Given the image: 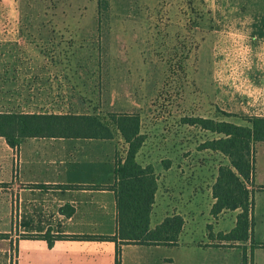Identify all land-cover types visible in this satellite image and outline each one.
<instances>
[{
    "label": "crops",
    "instance_id": "0c3cea01",
    "mask_svg": "<svg viewBox=\"0 0 264 264\" xmlns=\"http://www.w3.org/2000/svg\"><path fill=\"white\" fill-rule=\"evenodd\" d=\"M71 18L0 14V113L91 115L84 109L91 98L69 96L72 87L78 95L86 83L71 76L66 62L87 58L69 51L78 44L71 40L87 35L65 29ZM112 140L27 138L13 148L0 137V147L8 150V158L0 159V215L7 216L0 234L8 235L0 239V264H116L115 242L65 238L50 245L42 238L116 234L117 200L109 189L117 164ZM220 155L200 150L157 175L151 228L182 216L179 245H123L122 264H243L239 246L251 250V241L229 247L209 237V226L215 236L230 233L240 213L211 214L219 168L227 164ZM255 161L254 242L264 244V142L256 145ZM247 264H264V248L248 254Z\"/></svg>",
    "mask_w": 264,
    "mask_h": 264
},
{
    "label": "rangeland",
    "instance_id": "374dc122",
    "mask_svg": "<svg viewBox=\"0 0 264 264\" xmlns=\"http://www.w3.org/2000/svg\"><path fill=\"white\" fill-rule=\"evenodd\" d=\"M0 14L73 17L65 29L87 35L69 51L87 58L66 62L86 83L70 98H91L84 109L109 123L112 113L138 114L145 141L137 161L157 175L223 137L198 120L252 127L264 116V0H0ZM113 130L109 144L125 159L128 144Z\"/></svg>",
    "mask_w": 264,
    "mask_h": 264
},
{
    "label": "trees",
    "instance_id": "16d2710c",
    "mask_svg": "<svg viewBox=\"0 0 264 264\" xmlns=\"http://www.w3.org/2000/svg\"><path fill=\"white\" fill-rule=\"evenodd\" d=\"M140 116L135 113H112L110 123L96 115H49L0 113V137L9 146L18 148L27 138H79L111 140L115 137L113 127L128 144L125 159L117 158L115 183L109 187L117 200V231L114 236H42L52 245L56 239H82L112 241L117 244L116 264H122L123 245L178 246L184 226L180 215L169 216L151 228V212L158 188V176L153 165L143 166L137 161L145 136L141 134ZM199 125L223 137L207 142L204 148L227 156L230 165L219 168L213 187L216 199L211 214L218 216L224 211L241 210L235 228L228 234L212 232L209 237L230 243L251 241V254L264 244L254 242L255 190L252 187L256 174V145L264 142V116L250 120L252 127L229 122L200 119ZM247 185L250 187L247 188ZM211 229V226H209ZM0 234V239H7ZM238 244L229 247H237ZM243 247V264H247L248 250Z\"/></svg>",
    "mask_w": 264,
    "mask_h": 264
}]
</instances>
